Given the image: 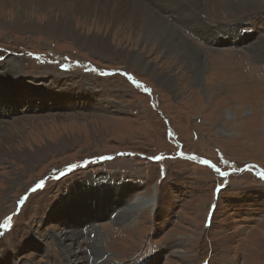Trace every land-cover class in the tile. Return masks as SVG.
<instances>
[{
  "label": "rangeland",
  "instance_id": "rangeland-1",
  "mask_svg": "<svg viewBox=\"0 0 264 264\" xmlns=\"http://www.w3.org/2000/svg\"><path fill=\"white\" fill-rule=\"evenodd\" d=\"M251 1L262 8L238 16L189 5L202 21L188 31L166 18L201 51L196 81L135 28L74 18L111 53L42 27L66 19L69 0L23 16L0 0V127L13 136L0 140L1 264H70L73 242L80 264H264V0ZM125 51H142L148 69ZM22 143L40 155L27 161ZM74 222L98 227L73 240Z\"/></svg>",
  "mask_w": 264,
  "mask_h": 264
},
{
  "label": "bare ground",
  "instance_id": "bare-ground-1",
  "mask_svg": "<svg viewBox=\"0 0 264 264\" xmlns=\"http://www.w3.org/2000/svg\"><path fill=\"white\" fill-rule=\"evenodd\" d=\"M33 1L37 4L31 6V3ZM59 1L62 0H1L4 6L12 5L15 9V12L20 14V16H23L25 11H32V7L36 14H48L50 13V10H48V6H51L53 4L61 5ZM69 2L70 4L68 6L70 7V10L66 19L61 18L62 20H59L58 22L46 17V20L44 21L42 27L47 29L53 35L61 34V32L72 34L73 32L72 35L76 36V40L79 41L80 45L84 44L88 48L111 53L115 52L110 46L109 40L106 36H102V34L99 35L95 32L88 36L84 35L83 33H79L78 31L75 32L72 28V21L74 20V18L86 19L95 17L94 19L97 21L107 19L110 26L119 25L120 27L125 28V30H132L135 28L137 30L139 42L149 44V52H152L154 50L153 52L156 53L163 52L167 55L168 58L173 56L175 59H177L178 62H181V66H185L186 69L193 73V76L195 78L194 80L196 81L200 80L202 74L201 70L198 68L199 60L202 59L201 51L198 49V47L194 46L187 37H184V35L179 32L175 24L166 22V18L175 17L176 19H181V22H178V25L182 29L188 31L190 27H193V25H197L202 21L201 18L198 17L200 16V14L196 11L201 12L204 8L209 9V6L211 5H215L216 7H225L229 10H233L235 13H237V16L245 12H252L262 8L261 5H258V2L256 3L251 0H202L198 3L194 0H69ZM153 5L154 7L157 6L159 10L153 9ZM189 5H192L196 11H192L194 9H190ZM176 11L180 13L178 14ZM24 18L28 19L27 23H31L29 25L34 26V18L29 19L26 16ZM17 21H19V19H17L16 22ZM239 36L240 30L239 26H237L235 28L233 27V31L228 32L226 38L231 42H237L236 38H238ZM138 40H136V44H138ZM156 44L158 50H156ZM258 50L264 51L263 46L259 45ZM139 52L129 53L128 51H125V55H122V57L130 59V61L134 64V69H137L139 67V70H147L150 65L144 60V58H142L140 54L142 51L140 53ZM178 56H182V58L178 59ZM153 69H155L154 66ZM168 77L172 79V76L170 74H168ZM166 82L170 84L173 83V81L170 82L168 80ZM27 84L28 83L24 82L22 85L30 88ZM52 84L56 85L57 83ZM33 85H35L36 87H42L43 90L55 89L60 91L68 84L67 82H65V85L63 87H58L57 85L56 87L53 85H45L40 82L34 83ZM44 116L48 117L50 115ZM18 119L20 118H16L15 120ZM4 130L5 128L1 126L0 140L4 141V143L10 142L13 136L11 133ZM22 144L16 145L19 148H23L21 153L18 150L16 151V149H10V155H18V153L22 155V152H25L24 158L27 161L36 157V155H40L42 149L35 148V150L31 152L26 149V145ZM7 153L8 151L5 149V147L0 144V154ZM88 185L89 181L84 182L83 186L81 185V187L87 188ZM140 199L142 198L140 197ZM74 224L76 228H69V233L66 235L67 238L73 240H76L78 237H90V234L94 232L98 227V225L95 223H89L86 228L80 229L81 226L80 228H78V222H74ZM69 226L70 225L68 224V227ZM91 244L92 243H89L90 247ZM68 246L69 245L66 246L68 249V253L71 255V257H74L73 260L76 261L70 264H80L77 259L81 255V247L77 246L76 242H73L69 247ZM100 257L101 259H106L105 263L109 264L106 255L103 256L102 254L100 255Z\"/></svg>",
  "mask_w": 264,
  "mask_h": 264
},
{
  "label": "snow or ice",
  "instance_id": "snow-or-ice-1",
  "mask_svg": "<svg viewBox=\"0 0 264 264\" xmlns=\"http://www.w3.org/2000/svg\"><path fill=\"white\" fill-rule=\"evenodd\" d=\"M125 74L127 75V73H125ZM133 83H137V82H136V81H133ZM146 90H147V89H146ZM203 163L207 165V164H210V161H208V160H204ZM212 167H213L217 172H220V169H219L218 167H216L215 165H212ZM221 175H226V173H222V172H221ZM259 175L261 176V178H264V173H260ZM42 184H43V181H41L39 184H37V187H38V188L41 187ZM4 226L7 227V220L5 221Z\"/></svg>",
  "mask_w": 264,
  "mask_h": 264
}]
</instances>
